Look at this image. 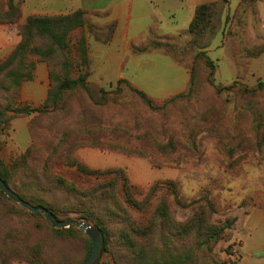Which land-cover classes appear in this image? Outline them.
Listing matches in <instances>:
<instances>
[{"label":"rangeland","instance_id":"obj_1","mask_svg":"<svg viewBox=\"0 0 264 264\" xmlns=\"http://www.w3.org/2000/svg\"><path fill=\"white\" fill-rule=\"evenodd\" d=\"M10 4L16 11L10 19L17 12L19 17L0 23V63L21 42L20 28L37 15L31 0H0V11ZM255 10L252 1L230 0L214 9L202 39L194 40L189 29L152 36L136 41L129 55L84 15V24L70 33L67 55L86 72L92 96L77 89L57 110L11 111L43 108L52 88L50 70L59 72L63 61L59 54L50 64L35 58L32 78L18 87L7 81L0 87V112L9 118L0 133V164L12 174L11 187L45 196L60 209L68 204L70 211L58 217L81 220L67 201L70 194L43 192L37 178L47 182V173L56 174L83 189L101 181L79 173L70 156L90 169H121L134 186L137 205L123 204L137 228L130 234L136 250L126 251L117 238L125 226L122 215L101 211L113 233L99 264L163 263L171 252L185 264H264L257 257L240 262V243L238 254H231L239 220L264 203V24ZM121 79L156 109L118 84ZM199 224L215 231L197 230ZM56 229L44 215L1 194L0 264H83L90 238L78 228Z\"/></svg>","mask_w":264,"mask_h":264},{"label":"trees","instance_id":"obj_2","mask_svg":"<svg viewBox=\"0 0 264 264\" xmlns=\"http://www.w3.org/2000/svg\"><path fill=\"white\" fill-rule=\"evenodd\" d=\"M227 2L228 0H219L208 4H202L196 7L194 17L189 25V31L192 37H194V40H199L204 37L206 31L209 29L214 9L220 6V4ZM13 12L16 14L15 7L12 4L9 5L8 11H0V23L15 22L19 17V13L17 12L16 18L10 19V16L13 15ZM84 15L85 13L82 10H76L73 13L67 15H34L30 16L26 24H24L20 28L19 31L22 38L21 42L17 45L11 55L4 62L0 63V87L4 82L7 81L9 85L16 88L21 84V82L31 79L35 58H38L41 61H46L50 64L53 56L55 54H59L63 61L61 62L59 72H56L55 69L50 70L52 88L48 93V97L43 108L30 109L28 107H25L20 110L18 109L11 111H14V113L16 114H43L47 112L49 108H54L57 110L62 107L60 103L64 99L66 93L68 91L72 92L77 89L84 90L90 96H92L86 82V72H83L80 66L78 67L73 61H70L67 55L69 52L68 50L70 33L72 30L81 27L84 24ZM38 41H43V45H40ZM122 83H125L127 87L133 93L138 95L140 99H142L147 105H149L153 109H156V107L153 105L152 100L148 98L142 91L132 87L123 79L118 81V84ZM5 111L6 110H2L0 112V133L4 129L3 125H8L9 122V118L6 117ZM69 159L70 164L76 166L79 173L86 176L95 177L97 180L101 179V181H96L91 188L83 189L79 188L77 185L66 178H63L56 174L54 175L47 173L48 176L45 177L47 179V182H43V180L37 178V188H40L43 192L47 193L56 191L58 193L70 194L67 198V201H73L70 205H72L71 208L75 210L78 216L83 219L92 220L96 224V226H98L102 230L105 237L102 254L104 253L105 249H107V236L109 233H113V228L111 226V222H105L100 216L99 212L102 211L110 218H112V215L117 216L120 213L122 215L121 217L123 218L121 220V223L125 226L118 233L117 238L121 239V241L124 242L126 251L133 250L135 252L136 245L132 240V237H130V234L131 232H134V229L136 231L137 228H133L132 224H130V215H128V210L123 204L124 202L128 205L136 204V201L133 197L134 186L129 182L124 171L121 169L105 171L94 170L90 169L85 164L80 163L74 156H70ZM17 165L19 167L21 166V164ZM107 176H112V178L108 180L109 183L107 184V186H104L105 184H103L102 180ZM11 177V172L6 167L1 166L0 164V178L4 180V182L10 189H12L22 199L31 203L32 205L44 206L45 208L50 210L57 219L65 220L60 219L58 216L62 211H70L68 210L70 208H66L68 204H66V210H64L60 209L57 204H53V202L47 197L45 198V196L42 197L35 194L22 195L11 187ZM117 181H119L122 185L121 197L123 199V202L120 200L117 194ZM1 194L5 195L0 190V195ZM187 225L191 230V227L193 226L189 224ZM76 228L77 227L75 226H71L69 228H65L64 230L72 231ZM196 228L197 230L215 231V228L208 227V225L202 226L201 224H199L198 226H196ZM56 230L61 229L57 228ZM142 233L143 232H140V234ZM91 250L92 241L90 239L89 247L87 248V258L90 255ZM167 251L171 252V248L168 247ZM171 253L172 254L169 255L167 260H165L163 263L146 261L142 264H185L184 260L181 259L179 255H174L173 252ZM132 254L134 255V253ZM236 262L237 260H234L233 264H236Z\"/></svg>","mask_w":264,"mask_h":264},{"label":"crops","instance_id":"obj_3","mask_svg":"<svg viewBox=\"0 0 264 264\" xmlns=\"http://www.w3.org/2000/svg\"><path fill=\"white\" fill-rule=\"evenodd\" d=\"M216 1L219 0H31L30 11L33 15L46 16L82 10L89 21L104 26L102 31L110 33L108 37L113 45L122 47L121 54L129 55L138 40L176 36L187 31L196 7ZM241 1L237 0V5ZM249 1L256 8L257 22L264 24V0ZM172 66L180 69L178 64ZM122 77L123 72L117 75V79ZM238 237L245 257L240 262L247 258L251 262L257 257L264 263V203L239 220Z\"/></svg>","mask_w":264,"mask_h":264},{"label":"water","instance_id":"obj_4","mask_svg":"<svg viewBox=\"0 0 264 264\" xmlns=\"http://www.w3.org/2000/svg\"><path fill=\"white\" fill-rule=\"evenodd\" d=\"M0 190L13 202L22 206L26 210L35 214H42L54 227L56 228H69L75 226L82 230L92 241V250L88 258L83 264H98L102 255L105 237L102 230L90 222L81 220H59L55 215L41 205H32L31 203L22 199L16 192L8 187L2 178H0Z\"/></svg>","mask_w":264,"mask_h":264},{"label":"built area","instance_id":"obj_5","mask_svg":"<svg viewBox=\"0 0 264 264\" xmlns=\"http://www.w3.org/2000/svg\"><path fill=\"white\" fill-rule=\"evenodd\" d=\"M238 245H239V242H238V243H235V244L232 246V251H231V254H232V255H236V254H238Z\"/></svg>","mask_w":264,"mask_h":264}]
</instances>
